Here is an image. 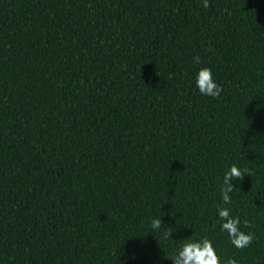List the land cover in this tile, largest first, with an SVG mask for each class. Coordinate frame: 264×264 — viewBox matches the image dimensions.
<instances>
[{"label":"trees","instance_id":"16d2710c","mask_svg":"<svg viewBox=\"0 0 264 264\" xmlns=\"http://www.w3.org/2000/svg\"><path fill=\"white\" fill-rule=\"evenodd\" d=\"M191 235L264 264V0H0V264H172Z\"/></svg>","mask_w":264,"mask_h":264},{"label":"clouds","instance_id":"9594fccd","mask_svg":"<svg viewBox=\"0 0 264 264\" xmlns=\"http://www.w3.org/2000/svg\"><path fill=\"white\" fill-rule=\"evenodd\" d=\"M204 8L209 6V0H202ZM193 63L201 65V58L197 55L193 57ZM194 83L201 95L209 97H219L222 86L214 79L213 72L210 67L201 66L194 73ZM248 169H241L237 164H230L224 171L222 182L219 185L220 201L215 204L216 219L215 223L219 225L220 232L226 233L230 243L236 248L248 247L253 239L254 234L241 230V220L238 216L232 214L231 193L234 185L232 180H240ZM161 217L151 220L149 228L152 230H160L162 226ZM165 236L171 233H164ZM181 241L180 246L175 249L170 256L172 264H239L234 257L227 260H221L214 247L213 241L207 236L191 235Z\"/></svg>","mask_w":264,"mask_h":264}]
</instances>
